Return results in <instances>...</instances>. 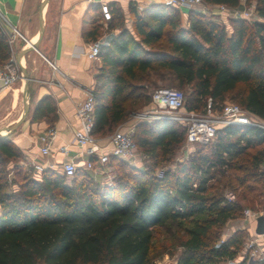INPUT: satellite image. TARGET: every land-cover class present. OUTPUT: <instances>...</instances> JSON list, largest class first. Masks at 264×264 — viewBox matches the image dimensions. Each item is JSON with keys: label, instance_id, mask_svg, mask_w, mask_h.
<instances>
[{"label": "trees", "instance_id": "obj_1", "mask_svg": "<svg viewBox=\"0 0 264 264\" xmlns=\"http://www.w3.org/2000/svg\"><path fill=\"white\" fill-rule=\"evenodd\" d=\"M203 1L240 6V0ZM254 1L256 18H228L229 29L194 9L183 26L173 6L154 4L141 14L130 6L141 43L121 36L112 49L100 47L103 68L95 85L92 134L109 135L124 122L131 112L124 105L133 98L131 82L152 76L187 88L188 111L205 112L210 99V110L219 112L232 100L264 120V0ZM85 32L90 40L99 36L97 27ZM10 57L8 35L0 26V65ZM44 117L57 118L48 96L32 113L33 120ZM185 134L171 119L136 123L132 137L147 170L110 156L118 176L109 186L91 187L89 171L81 167L69 180L45 169L22 177L14 193L4 190V174L6 163L19 160L21 151L9 135L0 137V264H156L163 254L176 257V264H264V253L250 261L246 231L219 239L227 221L242 213L241 200L257 185L264 187V129L219 126L187 159L156 175L154 169L167 162ZM218 176L227 180L224 186H241L240 198L211 192ZM184 220L190 225L177 238L179 252L159 249L157 231Z\"/></svg>", "mask_w": 264, "mask_h": 264}, {"label": "crops", "instance_id": "obj_2", "mask_svg": "<svg viewBox=\"0 0 264 264\" xmlns=\"http://www.w3.org/2000/svg\"><path fill=\"white\" fill-rule=\"evenodd\" d=\"M42 0H0V17L8 25L11 56L29 46L38 36V8ZM107 3L111 18L103 20L99 5ZM160 0H48L43 10L44 30L37 49L28 52L21 58L29 75L30 107L25 120L9 135V139L30 160L38 155L37 135L49 126L57 130L53 154L46 157L51 163L61 162L63 155L56 151L60 145H69L70 153L77 152L73 145V132L78 127L75 110L79 102L86 98V92L94 89L97 78L103 68L102 58L98 55L89 60L85 51L91 41L86 32L97 27L101 46L113 48L119 38L124 36L130 44L141 43L140 37L132 27L130 6L137 14L150 5L159 4ZM242 3H240L241 5ZM179 10V18L183 26H187V7H174ZM208 11L229 29L225 22V13L215 8ZM214 19V18H213ZM145 50L148 45L141 44ZM23 80L10 88H1L0 83V123L2 127L13 124L21 114L19 109ZM44 96L50 97L56 108L57 118L50 121L44 117L33 120L32 113L37 102ZM32 98V99H31ZM33 101V102H31ZM22 102V99H21ZM123 123V122H122ZM118 127H125L124 124ZM0 128V129H3ZM110 135V134H109ZM97 137L101 145L107 144V137ZM105 150L110 145H105ZM81 161H78L79 168ZM254 222V221H253ZM255 228V227H254ZM228 232L223 239L227 238ZM158 264H176V257L165 254Z\"/></svg>", "mask_w": 264, "mask_h": 264}, {"label": "built area", "instance_id": "obj_3", "mask_svg": "<svg viewBox=\"0 0 264 264\" xmlns=\"http://www.w3.org/2000/svg\"><path fill=\"white\" fill-rule=\"evenodd\" d=\"M162 4L173 7H187L205 13L211 8H215L219 13H225L227 18H245L253 20L256 18L255 1L243 0L238 7H228L224 4H211L203 0H160ZM241 3V2H240ZM99 9L103 20L108 21L111 18L110 9L107 3H100ZM101 41L100 39L91 40L85 51L89 60H93L99 55ZM22 80V73L15 62L14 56L0 65V83L1 88H10L18 81ZM185 97L179 88L158 87L150 95V103L154 109V115L158 119L186 120L185 141L187 144H205L212 139L215 129L226 124L257 126L264 129V120L252 115L235 102L226 101L221 111L215 116L211 115L210 99L207 100L205 112L203 114L189 111L185 117L176 114L184 107ZM95 103L94 90L89 89L86 92V98L76 106L75 115L78 121V127L73 132L72 143L78 148L77 152L70 153L69 145L63 144L56 148V151L63 155L58 165L51 163L46 157L53 154V147L57 137V130L54 126H49L37 135L38 155L28 160L30 167L35 175H38L45 169H50L66 180L73 177L81 161V168L92 171L103 168L108 165L110 156L128 162L133 167H139L144 155L141 154L133 141L132 126L118 127L108 137L107 144L110 145L105 150L107 144L101 145L99 139L92 134L93 129V110ZM158 109H165L168 114L158 113ZM264 169V160L261 164ZM245 214L253 221L258 213L246 210ZM223 240V238H222ZM258 238H251L245 245L249 251L250 259L261 258L264 253V244L259 243ZM263 245V246H262ZM261 246V248H260ZM259 251V252H258ZM225 264H234L233 261H227Z\"/></svg>", "mask_w": 264, "mask_h": 264}, {"label": "rangeland", "instance_id": "obj_4", "mask_svg": "<svg viewBox=\"0 0 264 264\" xmlns=\"http://www.w3.org/2000/svg\"><path fill=\"white\" fill-rule=\"evenodd\" d=\"M250 1H254V0H250ZM240 2L242 3L243 0H240ZM176 10L178 11V13H180L178 9ZM205 14L219 21V19H217L215 15H212L210 11H205ZM225 22L228 24V18L226 19ZM154 46L157 47L160 45L155 44ZM25 65H26L25 67H27V64ZM156 87L179 88L175 83H171L166 79L153 80V76L148 80L147 79L145 80L144 78L140 81L139 80L132 81L129 90L133 92V98L124 102V105H126L131 109V112L129 113L128 118L122 124H124L125 126H132L134 128V125L136 123L139 122L151 123L152 121L158 119L154 115V109L150 103V95ZM179 89L182 90L185 97H187V93H188L187 88H179ZM93 90L95 91L96 89L94 88ZM227 101L235 102L232 100H227ZM19 109L22 110L21 99H20ZM157 111L158 113H161L163 115L168 114L165 109H158ZM194 112L198 114H203V109ZM187 113H189V111L185 108V106L180 111L176 112V114L181 117H185ZM210 113L212 116H215L217 114L216 111H211ZM173 121H175V123L178 126L184 127L186 130L185 118L180 120H173ZM0 128H3L1 123H0ZM198 146L199 145L197 144H187L186 141H183V143L175 147L173 153L169 156L167 162L158 165L153 172L156 175H161L162 171L166 169H173L177 163L187 159L188 156L192 154ZM123 162L126 163L127 165H130L126 161ZM138 168H140L141 171H145L148 169V166H146L145 159L141 161ZM31 171L32 168L30 167L28 160L25 159V155L21 152V157L19 160L8 161L6 163L5 174H4L6 184L4 190L9 193L17 192L18 182L21 181L22 177L29 175ZM117 176H118L117 169L111 163H109L102 169L99 168L89 171V178L91 179V187L100 188L103 186H109L112 184L113 179H115ZM226 182L227 180H225V178L218 176L217 180L213 182L211 192L212 191L221 192L228 199L234 200L240 198V195L243 193L244 189L235 183H233L232 185L230 184L231 186L229 185L228 187L224 186L223 183ZM66 183L70 184V181H67ZM86 185H89V183H86ZM262 192H264V187L262 185L260 186L257 185L256 190L252 191L251 193H248L245 200H241V203L243 204L242 213L237 217L227 221L225 226L220 231L219 239L225 237V235L228 232L231 231L233 232L236 229H241L243 231H246L247 233L244 247L246 243L255 236L256 238H258V241H260L259 242L260 244L263 243L262 236L256 235L254 233L256 218L253 222V220L248 218L245 214V211L248 209L258 213V215L261 214L264 215V194ZM0 214H1V208H0ZM189 225L190 222L188 220H184V221H180L179 223H169L165 227L160 228L155 235V243L157 244V247L159 249L164 248L165 250H171L172 252L177 254L179 252L178 247L177 248L175 247L177 238L181 235L182 227ZM246 252L249 253V251ZM164 255L165 254H163L159 259L156 260V264H158L159 260L160 261L162 260Z\"/></svg>", "mask_w": 264, "mask_h": 264}, {"label": "water", "instance_id": "obj_5", "mask_svg": "<svg viewBox=\"0 0 264 264\" xmlns=\"http://www.w3.org/2000/svg\"><path fill=\"white\" fill-rule=\"evenodd\" d=\"M48 0H42L39 4V8H38V21H39V28H38V36L37 39L34 42H30L29 46L21 49L20 51H18V53L15 56V62L18 65L21 73H22V80H23V84H22V94H21V99H22V111L21 114L19 115V117L16 119V121L7 126L4 127L3 129H0V137L2 136H7L10 135L11 133H13L18 126L25 120L27 113L29 111V107H30V102H29V75L27 72V68L21 63V58L23 56H25L28 52L32 51V50H36L39 41L41 40V37L43 35V30H44V20H43V10L44 7L46 5ZM0 26L2 27V29L5 31V33L7 35H10V30L8 25L3 21V19L0 17ZM255 228H254V233L256 235H260L263 236L264 235V215H258L256 217L255 220ZM252 259H250L251 261Z\"/></svg>", "mask_w": 264, "mask_h": 264}]
</instances>
